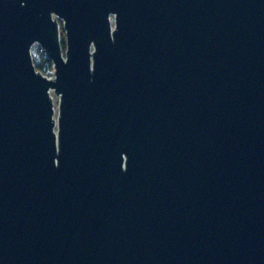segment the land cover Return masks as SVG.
Returning <instances> with one entry per match:
<instances>
[{"label": "water", "instance_id": "obj_1", "mask_svg": "<svg viewBox=\"0 0 264 264\" xmlns=\"http://www.w3.org/2000/svg\"><path fill=\"white\" fill-rule=\"evenodd\" d=\"M0 264H264V0H0Z\"/></svg>", "mask_w": 264, "mask_h": 264}, {"label": "trees", "instance_id": "obj_2", "mask_svg": "<svg viewBox=\"0 0 264 264\" xmlns=\"http://www.w3.org/2000/svg\"><path fill=\"white\" fill-rule=\"evenodd\" d=\"M60 41L63 47L64 46V33H61ZM33 64L35 66V69L40 71L44 75H48L52 68L51 60L48 57L43 56V55L39 57H33Z\"/></svg>", "mask_w": 264, "mask_h": 264}, {"label": "built area", "instance_id": "obj_3", "mask_svg": "<svg viewBox=\"0 0 264 264\" xmlns=\"http://www.w3.org/2000/svg\"><path fill=\"white\" fill-rule=\"evenodd\" d=\"M30 53H31L32 59H33V57H39L41 55L46 56L43 48L40 46V44L38 42H34L31 45ZM50 71H53V66H52Z\"/></svg>", "mask_w": 264, "mask_h": 264}, {"label": "rangeland", "instance_id": "obj_4", "mask_svg": "<svg viewBox=\"0 0 264 264\" xmlns=\"http://www.w3.org/2000/svg\"><path fill=\"white\" fill-rule=\"evenodd\" d=\"M59 30H60V35H61V33H63V30H62V28H61V21L59 20ZM64 47V46H63ZM53 75V71H50L49 72V74L48 75H46V76H48V77H51ZM52 99H53V103H54V108H55V114H56V106H57V96L56 95H54V93H52Z\"/></svg>", "mask_w": 264, "mask_h": 264}]
</instances>
